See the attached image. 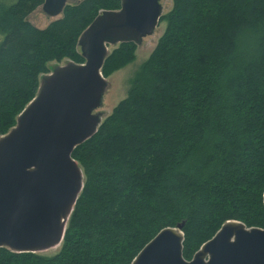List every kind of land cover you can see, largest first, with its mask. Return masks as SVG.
<instances>
[{
    "label": "trees",
    "instance_id": "1",
    "mask_svg": "<svg viewBox=\"0 0 264 264\" xmlns=\"http://www.w3.org/2000/svg\"><path fill=\"white\" fill-rule=\"evenodd\" d=\"M45 0H0V136L48 63L85 61L83 31L120 0H79L39 28ZM127 96L73 152L84 187L52 255L0 248V264H130L184 223L191 259L227 221L264 228V0H173ZM118 44L103 75L132 62Z\"/></svg>",
    "mask_w": 264,
    "mask_h": 264
},
{
    "label": "water",
    "instance_id": "2",
    "mask_svg": "<svg viewBox=\"0 0 264 264\" xmlns=\"http://www.w3.org/2000/svg\"><path fill=\"white\" fill-rule=\"evenodd\" d=\"M79 0H45L40 7L58 19ZM81 34L85 61L43 75L36 96L0 136V248L41 253L61 245L84 187L75 148L102 123L109 83L103 75L110 46L141 44L164 16L161 0H120ZM54 19V20H55ZM184 223L162 229L130 264H264V228L225 222L191 259L184 257Z\"/></svg>",
    "mask_w": 264,
    "mask_h": 264
},
{
    "label": "rangeland",
    "instance_id": "3",
    "mask_svg": "<svg viewBox=\"0 0 264 264\" xmlns=\"http://www.w3.org/2000/svg\"><path fill=\"white\" fill-rule=\"evenodd\" d=\"M162 4L164 6V15H165L172 8L173 0H162ZM58 17L60 18L61 16H58ZM54 19L55 18L47 17L41 11V9H38L31 16V21L39 28L46 27ZM166 25H167L166 22H162V24L159 27H157L155 33L152 36H148L144 38L142 43L137 45L138 48L135 52V55H136L135 59L129 64L122 67L121 69L114 72L110 77L107 78L109 86L104 96L103 105L95 111V112L102 111L104 114L103 118L109 115L112 112V110L119 104V102L127 96L131 83H132L133 76L138 71L142 63L145 60H147L149 56L151 55V53L153 52L154 48L156 47L158 43L160 36L165 31ZM115 47H117V45L110 46L109 48L110 51H112ZM69 62H72V61L64 59L60 62L58 61L49 62L48 66L50 67V72L46 74L51 73L55 67L65 66ZM42 77L43 75L41 76V78ZM40 82H41V79H40ZM59 248L60 246L55 247V248H50L48 250L41 252V254L52 255L56 251H58Z\"/></svg>",
    "mask_w": 264,
    "mask_h": 264
},
{
    "label": "flooded vegetation",
    "instance_id": "4",
    "mask_svg": "<svg viewBox=\"0 0 264 264\" xmlns=\"http://www.w3.org/2000/svg\"><path fill=\"white\" fill-rule=\"evenodd\" d=\"M161 2H162V0H161ZM162 22H163V21L160 22L159 26L162 24ZM159 26H158V27H159Z\"/></svg>",
    "mask_w": 264,
    "mask_h": 264
}]
</instances>
